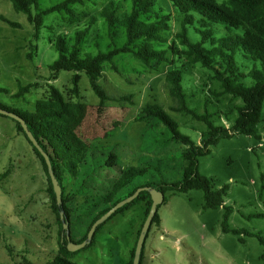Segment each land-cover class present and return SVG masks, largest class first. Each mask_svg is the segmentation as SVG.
Returning <instances> with one entry per match:
<instances>
[{"label": "rangeland", "instance_id": "374dc122", "mask_svg": "<svg viewBox=\"0 0 264 264\" xmlns=\"http://www.w3.org/2000/svg\"><path fill=\"white\" fill-rule=\"evenodd\" d=\"M64 1L38 0V8L46 10ZM109 1L91 0L73 5L75 19L65 12L45 15L39 39L35 41V27L27 15L16 12L9 0H0V105L20 112L38 113L39 118L46 117L48 112H62L65 117L78 118L80 137L87 143L116 146L114 151L122 167L148 168L150 182L175 184L183 178L185 163L179 156L185 147L171 143L156 149L154 138L159 136L148 135L145 139L146 124L137 122L136 117L148 105H158L179 125L180 132L200 144L206 132L204 123L173 110L178 104L170 94L166 76L174 69L181 70L189 95L193 96L189 97V106L203 114L205 102L209 101L210 109L217 115L216 123L230 129L231 138L221 139L216 146L210 147L209 155L198 159V172L212 182L215 190L227 187L224 207L233 209L229 228L255 232L264 238V108L258 126L261 139L235 133L233 123L225 115L233 113L241 101L231 96L217 99L212 93L218 91L214 74L200 65H193L180 52L174 55L169 50L174 42L179 51L184 49L176 40L182 15L169 0H153L152 12L144 18L154 21L157 16L170 17V30L163 33L166 43H153L155 49L167 51L169 62L147 67L130 54H120L113 64L105 63L101 75L96 78V83L112 99L105 103L109 112L105 122L109 126L117 125L112 138H103L105 130L96 123L94 109L100 99L92 89L89 76L79 73L77 95L72 90L73 72L61 71L53 77L49 66L59 57L54 46L59 36L72 44L77 32L87 30L80 44L82 57L123 46L122 29L115 28L112 37L102 17ZM114 1L121 6L118 15L131 11V0ZM215 1L222 5L227 0ZM190 37L193 41L199 40L193 28ZM28 54L33 58L29 59ZM246 64L251 66L249 62ZM29 84H37V87L21 98L14 97L21 87ZM51 85L62 92L65 106L51 103ZM121 97L129 100L121 101ZM234 118L235 115L231 119ZM46 123L56 128L65 127L64 123L51 119L43 121ZM154 158L162 159L163 163L150 161ZM145 180L136 179L134 184L140 186ZM165 197L166 202L157 211L160 224H153L145 239L143 264H264V246L255 237L224 233V208L204 210L202 191L169 190ZM52 204L39 158L18 131L15 120L1 115L0 264H53L59 250L60 228ZM147 210V204L141 203L115 215L97 232L94 244L77 251L70 261L127 264L138 231L147 219ZM82 214L81 223L72 225L75 242L81 240L88 224L90 213L82 208Z\"/></svg>", "mask_w": 264, "mask_h": 264}, {"label": "trees", "instance_id": "16d2710c", "mask_svg": "<svg viewBox=\"0 0 264 264\" xmlns=\"http://www.w3.org/2000/svg\"><path fill=\"white\" fill-rule=\"evenodd\" d=\"M16 12L27 15L28 21L34 25V39L37 41L43 28V17L54 12H65L71 19L77 17L72 6L84 4L91 0H65L46 10H39L38 0H9ZM174 8L182 15L181 29L176 34V40L184 49L179 51L174 42L169 50L174 55L180 54L191 61L193 65L211 71L214 80L218 84V91H212L213 95L220 99L231 96L233 100H240L241 104L234 108V112L225 115L226 119L233 123L232 129L236 134H245L249 137L261 139L258 134V126L261 123L264 108V0H227L218 5L215 0H169ZM130 12L118 15L120 4L110 0L102 11L107 27L113 37V31L118 26L125 36V43L121 47H114L111 51L97 55L82 57L80 44L87 34V30L77 32L74 43L70 44L64 36L57 37L54 46L59 53L58 59L49 66L53 77L61 71L73 72L71 79L74 94H79V73H85L90 78V84L94 93L99 97L100 103L94 109L96 123L105 130L103 138H112L116 124L107 125L105 120L109 116L107 101H112L110 96L96 83V78L103 71L105 63L113 64L114 59L120 54H130L135 60L150 67L153 64L169 62L166 50H157L153 43H166L163 33L170 30L169 16H157L154 21L145 20L152 12L153 0H131ZM35 9V10H34ZM1 20L6 21L4 17ZM94 21V19H93ZM8 22V21H6ZM13 27L19 25L10 23ZM193 28L199 36L198 41L190 37V29ZM36 49V48H35ZM32 59V54H28ZM246 62L251 63L247 65ZM166 82L171 96L176 100L175 112L191 116L194 120L204 123L206 132L202 134L200 144H197L190 136L179 130V125L158 105H148L137 117V122H144L145 139L148 135H158L155 139V148H164L171 143H177L185 147L180 153L183 166V178L175 184L165 182L153 183L148 180L149 169L141 167H122L114 151L116 146L95 145L87 143L78 134L81 121L78 118L65 117L62 112H48L46 117L39 118V114L20 112L7 109L19 115L29 127L35 139L51 160L52 168L62 188V205L58 206L53 185L48 174V165L39 151L28 140L21 125L16 122L18 131L24 135L32 147L33 152L39 158L49 184V194L53 200L52 209L57 216L60 228L59 250L54 256L53 264H76L70 258L76 253L67 249V239L62 241L64 233L61 210L65 211V218L69 222L71 241L72 225L81 223L82 208L90 214L88 224L83 230L82 238L75 243H82L87 239L92 225L112 209L116 204L133 195L139 188L151 187L166 194L172 190L179 193H189L193 190L202 191L204 194V210L223 207L224 233L235 235L245 234L255 237L264 246V238L255 232L243 230H231L228 220L233 212L232 208L224 207L226 189L215 190L212 182L199 174L198 159L210 154V147L216 146L221 139L231 138L230 129L224 125H218L217 116L210 109L209 101L205 102V111L200 114L189 106L188 89L184 83V74L179 69H174L166 76ZM37 87V84H29L21 87L15 98H21ZM2 92V90H0ZM51 103L57 106H65V98L56 87L50 86ZM121 101L129 100L121 97ZM235 115L234 120L232 116ZM1 116V115H0ZM53 120L64 123L65 127L43 124L45 120ZM73 123V125H71ZM150 161L163 163L162 159L154 158ZM146 178L140 186H136L135 180ZM132 186V189H131ZM167 198L165 197L164 202ZM163 202V203H164ZM145 203L148 206L146 217L152 205L149 192L143 191L131 203L120 208L108 220L115 215L128 210L136 204ZM159 209V207H158ZM107 220V221H108ZM106 221V222H107ZM101 224L94 235L95 242L97 232L106 223ZM160 224V218L155 215L153 224ZM150 227V229H151ZM142 229V228H141ZM138 231L134 248L131 251L130 261L133 264L137 241L141 232ZM149 229V231H150ZM148 231V233H149ZM148 236V234H147ZM146 236V238H147ZM144 248L141 254L140 264H143ZM264 262V252L262 255Z\"/></svg>", "mask_w": 264, "mask_h": 264}, {"label": "water", "instance_id": "95a60500", "mask_svg": "<svg viewBox=\"0 0 264 264\" xmlns=\"http://www.w3.org/2000/svg\"><path fill=\"white\" fill-rule=\"evenodd\" d=\"M0 115L9 117V118L15 120L16 122H18L21 125L24 133L26 134V136L28 138V140L33 144V146L39 151L41 156L45 159V161L48 165V174H49V177L51 179V183L53 185L54 193H55L56 199H57V204H58V206H61L62 205V188H61V185L59 184L57 177L55 176V173H54L53 168H52V163H51V160H50L48 154L46 152H44L42 147L39 145V143L35 139L32 132L29 130V127L26 124V122L23 120V118H21L19 115L15 114L13 112L8 111L7 109L1 108V107H0ZM143 191H147L150 193L151 198H152V205H151V209L149 211V214L147 216V219H146V221H145V223L141 229V232H140V235H139V238L137 241V245H136L133 264H140L141 254H142V250H143V246L145 243L146 236H147L148 231L151 227L153 219H154L155 215L157 214L158 207L164 202V199H165V195L163 192H161L157 189L151 188V187L139 188L133 195L127 197L123 201L116 204L112 209H110L106 214H104L100 219H98L92 225L90 231L88 232L87 239L85 241H83L82 243H75V242L71 241L69 222L65 218V211L61 210L60 220L62 221V225H63V229H64V233L62 234V241H64V238L67 239L68 251L71 253H75L77 251L85 249L88 245H90L92 243L97 228L101 224L106 222L120 208H122L125 205L134 201L139 196V194Z\"/></svg>", "mask_w": 264, "mask_h": 264}]
</instances>
